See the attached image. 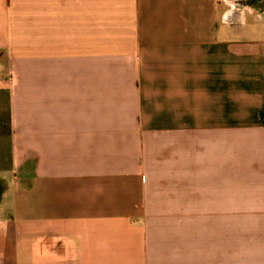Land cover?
Here are the masks:
<instances>
[{
  "label": "crops",
  "instance_id": "1",
  "mask_svg": "<svg viewBox=\"0 0 264 264\" xmlns=\"http://www.w3.org/2000/svg\"><path fill=\"white\" fill-rule=\"evenodd\" d=\"M0 264H264V0H0Z\"/></svg>",
  "mask_w": 264,
  "mask_h": 264
}]
</instances>
